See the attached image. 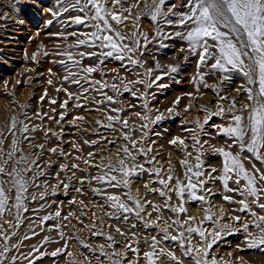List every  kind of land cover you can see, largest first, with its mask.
I'll return each instance as SVG.
<instances>
[{
    "label": "rangeland",
    "instance_id": "374dc122",
    "mask_svg": "<svg viewBox=\"0 0 264 264\" xmlns=\"http://www.w3.org/2000/svg\"><path fill=\"white\" fill-rule=\"evenodd\" d=\"M134 2L135 0H123V7L128 8ZM184 3L186 0H167V6L171 4L178 6L175 9L177 12L188 10L185 7H179ZM108 6L111 8V3ZM140 6L143 7V4L141 3ZM59 7L56 0H0V133L3 134L0 139L4 140V150L7 152L13 138L12 132H9L12 118L16 117L18 121H23L28 125L27 133L23 135L19 133L18 129L21 127L19 123H17V130H13L19 141L18 146L30 160H37L38 165V167L33 166L32 171L25 175L29 185L25 200L28 211L21 212L20 226L13 227L16 224L15 210L11 215L6 211L3 218H0V230L9 235L10 244L18 245L7 254L8 259L5 260V264H10L12 256L17 257L16 264H28L29 260L32 264H73V262L75 264H108L107 257L101 255V245L104 246V252L109 255L126 251L124 264H128L129 261H135L137 257L132 251L125 249V244L138 247L139 264H146L143 252L149 250L151 241L146 242L145 237L151 236L161 240L160 247L173 251L177 257H180L183 264H191L189 258L183 257L178 243L162 240L164 220L171 223V219H175L176 215L163 207L167 197H161L158 193L145 189V184H148L150 188H161L154 174L143 172L132 176L129 188H112L92 178L101 174V169L96 165L101 164L102 161L107 163L109 160L113 164H118L119 159L125 158L122 149L127 146L130 151H135L130 141H136V149L143 147L146 150L151 147L152 151L147 156L138 154L134 163L143 164L145 168L160 167L166 179L170 160L173 174L178 172L177 177L183 179L184 168L181 167L180 160L184 158L186 152H191L192 162L195 163L197 156L195 149L198 147L194 145L192 133L188 130L196 129L197 121L203 123L208 113L202 108L215 112L219 106L226 109V113L223 116H212L199 137L203 145V170L210 171L215 157L212 156L209 160L208 156L216 154L215 149L222 139L229 140L223 134H218L217 128L213 125L227 126L231 120V114H239L248 103L246 93L237 91L246 83L244 77L238 72H231L227 73L230 79L222 81L219 73L213 75L208 66H202L199 72L207 74L203 77L202 90H196L198 87L193 80L189 79V74L194 67L193 73L198 72V55H191L188 52L187 43L178 37L165 38L177 31L184 32L186 29L160 22L162 35L157 37V25L153 24L148 17H142L138 22L129 18L119 26L120 31L129 35L134 31L147 33L150 42L145 48L143 38H140L141 47L134 55V58L140 61L139 64L133 65L127 59L121 61L114 57H108L101 63L99 55L81 58L78 53H99L100 51L97 47L87 45L74 46L79 39L83 38L80 33L89 32L92 29L71 22L70 17L83 15V13L70 9L54 17L47 11V9L58 11ZM136 11L137 9H133V14ZM169 18L177 20L178 16ZM49 20L52 21L51 24L47 23ZM137 23L138 28L135 27ZM127 42L131 43V41ZM162 44L167 47H161ZM181 49L184 50L181 51ZM65 52L73 53L74 58L80 61L79 65L71 66L70 70L76 75L69 77L67 81L64 80V77L68 75L65 65H71V61L63 55ZM34 53L35 60L32 58ZM60 61L65 63L61 64ZM157 64L160 66L159 69ZM89 66L97 70L85 80L84 77L88 74L82 69ZM170 66H175L178 70L171 73ZM148 69H152L150 75L147 74ZM164 73L168 74L164 75ZM183 73L187 76L183 77ZM158 75L162 76V79L156 81L152 87L146 88L145 84L155 80ZM73 78L80 80V83H72ZM49 80L52 81L51 84L48 83ZM97 80L106 82L109 86L113 83L117 84L120 92L116 93L108 87L104 88L101 94L97 91L99 85L94 83ZM121 81L128 85L130 91H123ZM130 81H144V83H129ZM161 84L167 87H159ZM85 89L87 91H84ZM133 92L136 93L135 96L132 95ZM205 94L207 97H204ZM105 95L113 96L116 102H107L104 99ZM42 96L43 100H41ZM177 98L179 102L174 103ZM51 100H56L57 103L51 104ZM65 100L68 101L67 107L62 109L60 104ZM145 102H147V115L151 120H155L158 115H163L164 118L156 123H150L137 116L136 113H146ZM233 102L235 107H232ZM77 104L81 107H76ZM112 108L123 110L113 113ZM170 108L173 110L171 113L168 111ZM62 113L66 115L60 124H57L56 121L60 120ZM107 115H119L122 120L119 123L113 122L112 128L96 123L99 120L102 124H107ZM244 115L247 116V113L245 112ZM74 117H83V119L73 123ZM123 120L128 121L127 127L123 126ZM145 124L148 125L147 128L143 127ZM34 128L35 131H33ZM47 130L51 131L45 135ZM52 132H55L56 136H53ZM145 133H147L146 137ZM125 134L129 136V140L124 139ZM24 136L29 139H24ZM175 137H183L189 145L187 147L189 150H182L179 144H170L169 141ZM85 141L89 143L86 144ZM92 141L97 143L93 144ZM41 144L44 146L43 149L37 147ZM49 148H56V152H49ZM61 151L65 155H61ZM89 153H93V156L89 157ZM19 155L20 153H17V158ZM174 155L178 157V160L174 158ZM152 157H155L153 164L146 163V160ZM85 160H89L90 163H84ZM127 162L133 163L131 160ZM247 162L246 166L249 165V169L253 163L258 168L264 169V165L254 158ZM73 164L78 167L72 168ZM61 165H67V167L62 171ZM7 167L11 170L12 162ZM114 174L119 175V173ZM213 175L218 176L217 172ZM0 179L8 180L9 178L3 176ZM65 184L69 185L67 189L64 187ZM172 184H175L174 180ZM219 185L218 180L207 185L216 193L208 199L213 206L212 211L217 215L223 210L224 216L221 223L231 225L234 231L231 234H223L217 240L209 250V259L215 257L217 264H230L226 260L225 253L219 250L220 245L222 242L227 243L222 248L235 252L237 249L248 248L242 224L249 217L247 213L236 211L239 209L236 202L228 203L222 199L224 192ZM230 186L235 187L231 182ZM5 187L7 189V185ZM77 188L81 191L77 192ZM94 189H100L101 193L97 194L93 191ZM129 191L133 196L138 194L143 203L146 200L160 205L161 211L157 213L153 211L151 204L145 203V211L141 213L143 219L137 218L135 214H129L127 221L123 219V216L119 219L110 218L109 213L112 209L108 206L106 195H118L128 202L125 193ZM41 193L44 194L43 198ZM33 194H35V200L32 199ZM14 195V190L9 193V196L13 197L9 205L14 202ZM168 195L171 196L172 205L179 203L174 193L170 192ZM229 195L235 194L229 193ZM235 199L239 200L240 197L236 196ZM185 200L187 201L186 196ZM128 203L131 204V202ZM208 206L207 204L201 206L198 201L185 203L187 211H200L203 214L204 208ZM57 211L60 212L59 217L55 216ZM149 213H151L150 216ZM157 215L162 216V219L157 221ZM236 215L241 217L239 222L232 219ZM44 216H51L52 219L43 221L41 218ZM185 216L186 214H181L179 218L184 220ZM149 220L156 221V224L146 228L144 222ZM55 225L60 227L55 228ZM203 226L209 232L212 230L211 222H205ZM117 227L124 232V235L116 231ZM249 230L253 231L252 228ZM169 232L175 234V227L169 229ZM93 233L102 234L93 235ZM109 235L113 238L112 241L107 239ZM25 236L29 238L24 239ZM45 237L49 238L47 242ZM192 242L196 245L201 243L198 236H194ZM109 243L112 244L111 248L108 247ZM58 248L63 251L53 257L51 253ZM251 250L264 257V250ZM40 253L45 255L40 257ZM68 253L72 255L69 256ZM231 261L233 264H241L238 255ZM165 264L170 262L165 259Z\"/></svg>",
    "mask_w": 264,
    "mask_h": 264
},
{
    "label": "snow or ice",
    "instance_id": "6c2138e0",
    "mask_svg": "<svg viewBox=\"0 0 264 264\" xmlns=\"http://www.w3.org/2000/svg\"><path fill=\"white\" fill-rule=\"evenodd\" d=\"M56 3L60 6L58 11L47 9L54 17L61 15V13H66L70 9L75 10L83 13V15L70 17L71 22L92 29L89 32L80 33L83 38L79 39L74 46L87 45L89 47H97L100 51L99 53H78L81 58L99 55L101 57V63L108 57H114L121 61L127 59L133 65L139 64L140 61L135 59L134 55L141 47L140 38H143L145 48L150 42L147 33L134 31L129 35L120 31L119 26L129 18H133L138 22L142 17H148L153 24L157 25V37L162 35V29L159 27L160 22L186 29L184 32L177 31L172 36L165 38L171 39L173 36L178 37L187 43L188 52L191 55H198V72L197 77L193 78V83H203V77L207 73L199 72L202 66H208L210 73L213 75L219 73L222 81L229 80L230 77L227 73L231 72H238L244 77L246 83L237 89V91L246 93L248 103L240 110L239 114H231V120L227 126L213 125V127L217 128L218 134H223L231 141L227 145V148L215 149L216 153L223 158L220 169L211 168L207 172L203 170V145L199 139L200 135L203 134L204 126L212 116H223L226 113V109L218 106L215 112L202 108L208 115L205 117L203 123L196 122V129L189 130L192 133L194 145L198 146L195 149L197 156L194 164L190 163L188 159L191 156L190 152H186L184 158L180 160V165L184 168L183 179L173 174L170 160L166 179L162 175V169L160 167L153 166L151 168H145L143 164L134 163L138 154L147 156L152 151L151 147H148L146 150L143 147L136 149V141H130L131 147L135 151H130L127 146L122 149L125 158L119 159L118 164H113L109 160L107 163L102 161L101 164L96 165L101 169V174L92 179L97 180L101 184H107L112 188H129L132 176L143 172L154 174L161 188H150L148 184H145V189L150 192H156L161 197H167L163 207L176 215L175 219L170 218L171 223L168 220H164L165 226L162 240H171L178 243L183 257L189 258L191 264H217L215 257L209 259V250L223 234H231L234 231L231 225L221 223L224 216L223 210L217 215V213L212 211L213 206L208 199L209 196L215 195L216 193L213 189L208 188L207 185L210 182L218 180L224 192L222 199L228 203H238L240 208L236 211L247 213L249 217L242 224V230L246 234L245 241L247 247L264 250V169L258 168L254 163L251 169L245 166V162L251 158L259 161L261 165H264V0H186V3L179 6L187 8L188 10L186 12L175 11L178 7L176 4L167 6V0H135L128 8L123 7V0H56ZM109 3L112 5L111 8L108 6ZM141 3L143 7L140 6ZM133 9H137L134 14ZM170 16H178V19H170ZM47 23L51 24L52 21L49 20ZM135 27H139L138 23ZM72 35H76V33H72ZM127 41H131V43ZM161 47H167V45L162 44ZM183 50L181 49V51ZM63 55H66L68 60L71 61V65H65L68 75L64 77V80L67 81L69 77L76 75L70 70L71 66L79 65L80 61L76 60L71 52H65ZM32 58L35 60V53ZM209 61L212 62L209 64ZM60 63L64 64L65 62L60 61ZM159 67V64H157V69ZM96 70L95 67L91 66L83 68L82 71L88 74L84 79L87 80L88 76ZM177 70L175 66L169 67V72L171 73H175ZM151 72L152 69L147 70V74L150 75ZM167 74L164 73V75ZM161 79L162 76L158 75L155 77V80L145 84V87L150 88L156 81ZM71 82L79 84L80 80L73 78ZM48 83L51 84L52 81L49 80ZM94 83L99 85L97 91H100L101 94H103L102 90L108 87H111L116 93L120 92V87L115 83L110 86L106 82L99 80ZM129 83H144V81H130ZM121 85L123 86V91H130L128 85L124 84L123 81H121ZM159 87L164 88L167 85L161 84ZM205 87H207L206 84ZM213 89L215 90V85ZM84 91H87V89ZM132 95L135 96L136 93L133 92ZM69 98H71V94H69ZM43 99L44 97L42 96L41 100ZM104 99L107 102H116L113 96L105 95ZM221 99L224 98L221 97ZM178 102L179 98L174 103ZM50 103L56 104L57 101L51 100ZM67 103L68 101L65 100L60 104V108H66ZM97 103H100V101H97ZM76 107H81V105L77 104ZM144 107L146 109L145 114L136 113L142 120L156 123L164 118L163 115H158L155 117V120H151L147 115V102H145ZM232 107H235L234 102ZM122 110L112 108L111 112L119 113ZM185 110L187 111V108ZM168 111L171 113L173 110L170 108ZM245 112L247 116L244 115ZM37 115L39 116V114ZM65 115L66 113H62L60 120H57L56 123L60 124ZM49 118L51 119V117ZM82 119L83 117H74L72 122L75 123L76 120ZM106 120L108 121L107 124H102L99 120L96 123L103 127L112 128L113 122L119 123L122 118L119 115H107ZM17 123L21 125L18 129L20 134L23 135L29 131L28 125L13 117L9 127V132H12L13 138L7 152L4 150V140L0 139V177L6 176L9 178L8 180L0 179V218H3L6 211L11 215L13 210H15L16 224L13 227L18 228L21 223V212L28 211L25 200L27 199L26 193L28 192L29 185L25 179V175L32 171L33 166L38 167V165L37 160H30L18 146L19 141L16 138V132L13 131L17 130ZM122 123L124 127L128 126L127 120H123ZM143 127L147 128L148 125L145 124ZM35 130L34 128L33 131ZM48 131L51 130H47L45 135L48 134ZM2 135L0 133V136ZM52 135L56 136V133L52 132ZM146 136L147 133H145ZM57 138L59 139V137ZM24 139L27 140L29 137L24 136ZM124 139L129 140L130 138L125 134ZM85 143L87 144L89 141H85ZM91 143L94 144L97 141H92ZM169 143L172 145H181L182 150L188 147L185 140L180 137L173 138ZM37 147L43 149L44 146L41 144L37 145ZM73 147L76 148V145L73 144ZM233 147L237 148L236 152L231 151ZM48 151L55 153L56 148H49ZM17 153H20L18 158ZM244 153L250 155L246 156ZM60 154L65 155L63 151ZM88 155L91 157L93 153H89ZM128 160L133 161V163L129 164L127 162ZM154 161L155 157H152L146 160V163L153 164ZM10 162H12L11 170L7 167ZM84 163L89 164L90 161L85 160ZM66 167L67 165H61V170L63 171ZM71 167L77 168L78 165L73 164ZM217 171L220 174L214 176L213 173ZM114 173H119V175H115ZM173 180L175 181L174 185L172 184ZM230 182L235 187L230 186ZM5 185H7V189ZM64 187L67 189L69 185L65 184ZM13 190L15 192L14 202L9 205L10 199H13V197L9 196V193ZM76 191L80 192L81 189L77 188ZM93 191L97 194L101 193L100 189H94ZM170 192L174 193L178 198L179 203L177 205L170 203L171 196L168 195ZM198 193L204 194L201 195ZM229 193H234L235 195H229ZM43 195L41 193V198H43ZM125 195L127 201L131 202V204L122 200L118 195H106L108 206L112 209V212L109 213L110 218L119 219L123 216V219L127 221L129 214H135L137 218L143 219L141 213L145 211V203L151 204L153 211L157 213L161 211L160 205L152 204V202L146 200L142 203L138 194L137 196H133L129 191ZM185 196L187 197V201L185 200ZM236 196L240 197V199L236 200ZM35 198V194H33L32 199L35 200ZM188 201H198L201 203V206L205 204L209 205L207 208H204V215L200 218L199 223H197L196 217L186 216L184 220L179 218L181 214H186L187 209L185 208V203ZM148 215L150 216L151 213ZM55 216L59 217L60 212L57 211ZM41 219L47 221L52 219V217L44 216ZM64 219H68V217H64ZM161 219L162 216L157 215L156 220ZM232 219L239 222L241 217L236 215ZM205 222H211L212 230L210 232L203 226ZM155 224L156 221L151 220L144 222L146 228L154 226ZM54 227L59 228L60 226L55 225ZM173 227H175V234L169 232V229ZM250 228L253 231H250ZM116 231L124 235V232L119 227H117ZM100 234L102 233H93V235ZM12 235H15V233H12ZM61 236L63 237V233H61ZM194 236L200 238L201 243L199 245L193 244ZM28 238V236L24 237V239ZM48 239V237H45V242ZM107 239L109 241L113 240L110 235ZM145 240L146 242L151 241L149 250L143 252L146 264H165V259L170 264H183L180 257H177L173 251L160 247L161 240H157L155 236L145 237ZM134 242L138 243V241ZM17 247L18 245L16 244H10L9 235L0 230V264H5V260L8 259L7 254L11 249ZM108 247L111 248L112 244L109 243ZM103 249L104 246L101 245V255L107 257L108 264H124L127 255L126 251L114 252L109 255ZM125 249L132 251L137 257L135 261H129L128 264H139V248L132 247L131 244H125ZM34 250L38 251V249ZM62 251L63 249L58 248L51 255L55 257ZM39 255L43 257L45 253H40ZM68 255L71 256L72 253H68ZM113 257L116 258L114 259ZM25 258L27 259V257ZM16 260L17 257L12 256L10 264H16ZM28 264H32V261L29 260Z\"/></svg>",
    "mask_w": 264,
    "mask_h": 264
},
{
    "label": "bare ground",
    "instance_id": "6f19581e",
    "mask_svg": "<svg viewBox=\"0 0 264 264\" xmlns=\"http://www.w3.org/2000/svg\"><path fill=\"white\" fill-rule=\"evenodd\" d=\"M195 68V67H194ZM194 68H192V73L190 72V74H189V79H191V80H193V78L194 77H197V73L196 72H194L193 73V70H195ZM200 73H202V72H200ZM183 77L184 76H187V74H185V73H183V75H182ZM196 85V87H198L197 89H201L202 90V83H200V84H195ZM196 89V90H197ZM195 90V91H196ZM200 90V91H201ZM202 93V92H201ZM206 96V94L204 95V97ZM207 97V96H206ZM245 114V113H244ZM206 115V114H205ZM222 123V122H221ZM188 130V129H187ZM189 131V130H188ZM183 138V137H182ZM215 139H216V136H215ZM215 141H217V140H215ZM186 143V142H185ZM219 143V142H218ZM229 143H231V141H230V139L228 140V141H226V140H224V139H222V142L220 141V143H219V145L217 146V148H227V145L229 144ZM187 146H189V145H187ZM216 148V149H217ZM188 150H189V148H187ZM235 150L237 151V149L235 148V149H231V151H233V152H235ZM191 153V152H190ZM246 155V154H245ZM213 156V158L215 157V159L213 160V162L211 163V167L212 168H217V169H220L221 167H222V162H223V158L219 155V154H214V155H211V156H208V159L210 160L211 158L210 157H212ZM247 156V155H246ZM174 158L176 159V160H178V157H176L175 155H174ZM192 158H193V156L191 155V156H189L188 157V159H189V161H190V163H193L192 162ZM174 159V160H175ZM252 159V158H251ZM179 162V161H178ZM177 162V163H178ZM246 163H248L247 161L245 162V166H246ZM176 164V163H175ZM194 164V163H193ZM251 164V163H250ZM248 166V168H250V166L249 165H247ZM246 166V167H247ZM252 166V165H251ZM178 172H175L174 174H175V176H178V174H177ZM217 174L219 175L220 173H219V171H217ZM221 185V184H220ZM219 185V186H220ZM142 202V201H141ZM143 203V202H142ZM236 205L238 206V208H240V205L238 204V203H236ZM189 210V209H188ZM215 210H217V209H215ZM203 213L202 212H193V210H189V211H187L186 212V216H192V217H196L197 218V223H199V220H200V218H202L203 217ZM186 216H185V218H186ZM184 218V219H185ZM227 245V243H224V242H222L221 243V245H220V248H219V250L220 251H223L224 253H225V257H226V260L228 261V262H230V264H233V261H231V259L233 260L234 259V257L236 256V255H238L239 257H240V263L241 264H262V263H264V257L263 256H261L258 252H255V251H252L251 249H248V248H243V249H240V250H236L237 252H235V251H233V250H227V249H225V248H222L223 246H226ZM241 246H243V244L241 245ZM252 251V252H251Z\"/></svg>",
    "mask_w": 264,
    "mask_h": 264
}]
</instances>
